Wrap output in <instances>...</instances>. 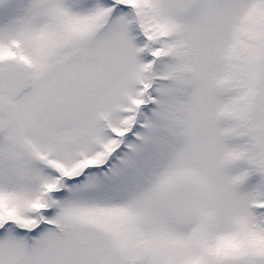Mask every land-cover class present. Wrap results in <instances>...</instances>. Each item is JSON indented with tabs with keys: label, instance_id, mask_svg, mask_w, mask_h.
Returning a JSON list of instances; mask_svg holds the SVG:
<instances>
[{
	"label": "snow or ice",
	"instance_id": "1",
	"mask_svg": "<svg viewBox=\"0 0 264 264\" xmlns=\"http://www.w3.org/2000/svg\"><path fill=\"white\" fill-rule=\"evenodd\" d=\"M0 264H264V0H0Z\"/></svg>",
	"mask_w": 264,
	"mask_h": 264
}]
</instances>
